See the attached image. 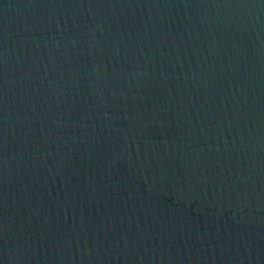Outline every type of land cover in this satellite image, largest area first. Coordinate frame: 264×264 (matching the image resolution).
I'll use <instances>...</instances> for the list:
<instances>
[{
	"label": "water",
	"instance_id": "water-1",
	"mask_svg": "<svg viewBox=\"0 0 264 264\" xmlns=\"http://www.w3.org/2000/svg\"><path fill=\"white\" fill-rule=\"evenodd\" d=\"M0 264H264V0H0Z\"/></svg>",
	"mask_w": 264,
	"mask_h": 264
}]
</instances>
